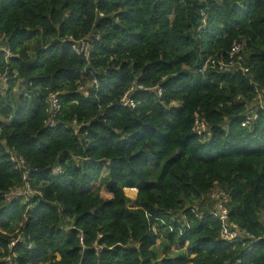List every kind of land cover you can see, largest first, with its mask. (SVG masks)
Returning a JSON list of instances; mask_svg holds the SVG:
<instances>
[{
  "label": "trees",
  "instance_id": "obj_1",
  "mask_svg": "<svg viewBox=\"0 0 264 264\" xmlns=\"http://www.w3.org/2000/svg\"><path fill=\"white\" fill-rule=\"evenodd\" d=\"M0 37V264H264V0H0ZM235 43L242 67L214 69ZM13 156L41 195L4 199L25 186ZM215 188L252 244L221 240Z\"/></svg>",
  "mask_w": 264,
  "mask_h": 264
},
{
  "label": "built area",
  "instance_id": "obj_2",
  "mask_svg": "<svg viewBox=\"0 0 264 264\" xmlns=\"http://www.w3.org/2000/svg\"><path fill=\"white\" fill-rule=\"evenodd\" d=\"M102 16V14H101ZM99 39V36L97 37ZM70 40L74 42V45L72 46V49L74 53L79 56V57H86L89 59L90 56V50L93 48V41H90V39H81L79 41L73 40L72 37H70ZM4 39L0 37V52H3L5 54V58L7 61H9L11 58L17 57L14 55L11 51V49L3 44ZM240 52H241V45L235 43L231 52H230V57L228 62H215L213 63V68L217 69L219 72L222 73H231L233 70L236 69V66L239 68L242 67V58L240 57ZM207 67H204L202 72H206ZM248 70H245L247 72ZM8 73L7 72H0V88H8ZM93 85L98 88V80L94 79L93 80ZM140 89H144L143 87H140ZM82 90V88H80ZM155 90L158 92L159 95L162 94V90L160 88H155ZM134 91V88H131L121 99V104L124 107L131 106L133 108L136 107L135 103L132 100V93ZM86 95L89 94V92L85 93ZM263 95V96H262ZM25 98H30V95L28 93L24 94ZM259 96V97H258ZM262 96V97H260ZM264 99V91L261 93L259 92L255 101H259L261 103V100ZM46 104L48 106L47 112L49 114V120L47 123L51 127L55 126V119L58 117V115L61 112V103L57 95H51L47 100ZM263 108V106H261ZM251 118H248L247 124L251 121ZM194 133L201 137L203 140L207 139L209 140L212 137L211 129L208 126V124L205 121H202L200 119H197L195 122V125L193 127ZM14 162L17 164V168L23 172V179L25 180V186L23 189H12L8 193L4 195V199L8 202L12 198H25L27 201H29L33 196L35 195H41V193L37 190H33L30 185V180H29V173L30 171L26 168L25 161L23 158H17L16 156H13ZM55 175H59L61 173V169L59 167L54 168L53 170ZM212 200L215 202V212L214 215L216 218L220 220L222 223V228L220 231V238L222 241H225L231 245H234L244 239H249L250 244H252L256 238L252 235H250L247 231L240 229L236 224L231 222L230 220V211L229 208L227 207L228 203L231 200L230 195L227 193L223 192L222 190L215 188L211 190L210 194ZM264 239V237H263ZM20 240L18 239L17 241H13L11 245L9 246L10 249H12L13 246L16 245L17 242ZM28 249H31V246H28ZM12 256H7L5 258L6 261H11Z\"/></svg>",
  "mask_w": 264,
  "mask_h": 264
},
{
  "label": "rangeland",
  "instance_id": "obj_3",
  "mask_svg": "<svg viewBox=\"0 0 264 264\" xmlns=\"http://www.w3.org/2000/svg\"><path fill=\"white\" fill-rule=\"evenodd\" d=\"M28 46H29V49H30L29 54L33 58L35 56V53L34 52H35V49H36V46H37L36 45V42L35 41H32V42L28 43ZM22 87H23V84L22 83H19V86L17 87V90L16 89L14 90V95L19 96L21 94V88ZM262 96H260V97H262ZM257 102H254V103H257ZM102 195L105 198H109L110 197V195L108 194V192L106 190H103L102 191ZM132 201H134V200H132ZM132 201L129 203L130 206L133 204ZM173 217L176 218V217H178V215H174ZM163 243L165 244V242L160 241L157 244V246H156V252L158 253V257L160 259L159 261H161V260H163L165 258H181V259H183L184 257H187V253H186V250H185L186 248L185 249L177 248L176 252H174V253H172V252H166V250L164 249ZM189 264H191V263H189Z\"/></svg>",
  "mask_w": 264,
  "mask_h": 264
},
{
  "label": "crops",
  "instance_id": "obj_4",
  "mask_svg": "<svg viewBox=\"0 0 264 264\" xmlns=\"http://www.w3.org/2000/svg\"><path fill=\"white\" fill-rule=\"evenodd\" d=\"M127 195H129L131 198L133 197V199L136 198L137 192L135 190H129L127 192Z\"/></svg>",
  "mask_w": 264,
  "mask_h": 264
}]
</instances>
